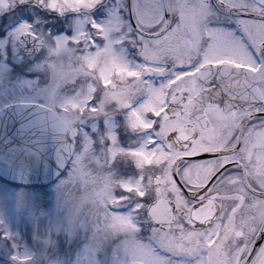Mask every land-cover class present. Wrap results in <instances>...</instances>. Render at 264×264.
<instances>
[{"label": "flooded vegetation", "instance_id": "obj_1", "mask_svg": "<svg viewBox=\"0 0 264 264\" xmlns=\"http://www.w3.org/2000/svg\"><path fill=\"white\" fill-rule=\"evenodd\" d=\"M237 2L247 3L248 11H252L251 6L255 4V0ZM212 3L215 4V0ZM28 4L27 10L35 16L34 2ZM115 4L116 0L104 2L108 8ZM90 8L82 6L61 16L62 19L78 18L86 14V30L92 31V39L98 45L90 47L93 50L90 64L107 75L99 83L96 77L90 79L92 89L88 98L82 100L83 109L76 116L65 114L68 122L77 128L74 167L78 164L75 178L80 190L85 188L82 192L89 194L87 197L93 194L96 200L104 199L109 216L116 223L135 227L132 219L138 218L145 229L141 232L145 246H149L146 231L149 225L144 223L148 211L133 208L139 203L140 192L148 193L155 201L153 211L179 216V228L174 233L165 228L156 240L155 264L250 262L257 256L259 243H264L256 241L257 235L264 233L252 224L257 209L250 207L253 201H264V188L252 174L255 165L264 163V68L259 63L260 55L253 52V62L241 51L225 58L231 59V64L218 67L204 64L185 76L177 72L172 77L151 62L142 63L138 68L140 58L131 46L128 47V64L105 54L107 42L100 38L103 33L98 34L93 28L95 13ZM0 13V38H3L4 12ZM13 14L19 15L18 12ZM12 18L15 22L18 16ZM253 18L260 19L259 15ZM112 40L118 44V32L112 33ZM247 63L258 70L252 72L236 67ZM171 67L169 60L168 69ZM121 74L124 77L121 78ZM205 126L209 131L214 126L223 130V141L216 145L217 151L230 153L237 141L246 142L245 158L228 154L215 167L188 160V156L207 147L200 145L199 138L192 140L193 132ZM209 158L204 155L198 160ZM229 161H235L229 165V171L218 173L219 165ZM214 175L216 179L210 190L203 194L202 200L195 202V208L192 199L180 193L174 179L178 177L185 188L190 187L191 192L196 193ZM0 182H3L1 178ZM177 201L183 206L180 212L175 211ZM105 221L99 220L103 226ZM260 255L264 256V251ZM11 256L0 257V264H13ZM16 256L22 264H37L34 257Z\"/></svg>", "mask_w": 264, "mask_h": 264}, {"label": "snow or ice", "instance_id": "obj_2", "mask_svg": "<svg viewBox=\"0 0 264 264\" xmlns=\"http://www.w3.org/2000/svg\"><path fill=\"white\" fill-rule=\"evenodd\" d=\"M36 6L43 9V0H39L38 5H32V7ZM29 7L27 0H0V9L4 12L19 13L17 20L8 26L5 38L16 42L20 49V70L23 72L31 67L26 62L25 56L34 59L35 54L42 48L51 52L61 37L68 38L65 32L54 35L51 29L47 34L43 32L37 34L35 25L39 23V19L27 10ZM249 7L247 3H239L237 0H215V4L212 0H116V4L108 8L105 7L104 0H95L90 11L95 13L92 17L93 28L98 34L103 33L100 38L107 42L106 55H111L117 62L128 64V47L131 46L140 58L136 64L138 68L142 67V63L151 62L175 77L177 72L185 76L204 64L213 67L231 64L232 60L225 58L234 57L241 51L250 56L253 62L255 56L252 53L257 52L261 57L259 63L264 68V0H255V4L251 6L252 11L247 10ZM240 9L245 10L241 12ZM60 15L65 17L63 12ZM256 15H259V20L253 18ZM97 16H100L99 20ZM113 32L119 33L118 44L112 40ZM237 32H240L239 36ZM27 37L31 39H25ZM89 41H91L90 45ZM82 42L86 47H98L91 34H85L83 41L80 39L74 41L76 44ZM29 43L32 45L31 48L28 47ZM4 59L7 63V58ZM169 60L172 63L171 69H168ZM236 67L248 68L252 72L258 70L252 66V63L237 64ZM11 69L12 65H9L5 74L10 75ZM201 75L203 77V74ZM24 107H33L38 113L35 121L28 122L26 131L22 127L23 135L14 134L20 141L18 147L21 149L17 154L16 163L26 174L27 182L18 181L15 186L9 184L7 180L0 182V201L17 208L29 206L38 208V204L44 201L51 187L55 193L54 203L47 209L39 207L41 214L50 224L63 226L71 223L75 227V235L71 239H66L69 246L75 243L78 247H83L88 240L94 241L95 250L90 264H155L153 257L158 247L156 240L166 227L170 233H174L179 228V216L174 213L169 214L167 211H153L155 201L148 193L140 192L139 203L133 205V208L136 211L146 208L148 211L144 223L149 225L146 229L149 246L144 245L141 232L145 229L138 218L132 219L135 227L116 223L111 217L106 218L103 227H100L98 219L93 223L83 212L85 205L81 198L75 196L70 188V185L76 182L74 161L77 148L73 142L75 137L70 139L67 134L61 137L50 132L49 123L55 119V116L44 105L36 103ZM0 127L5 129L6 134L7 124H0ZM197 138L201 146L207 145V147L188 156L187 159L190 161L215 167L228 154H238L241 159L246 156L247 149L244 146L246 142L237 141L230 153L216 150V145L223 141V130L218 127L214 126L209 131L205 126L194 131L193 142ZM70 143L71 149L68 148ZM204 155L210 158L198 160ZM234 163L235 161H229L220 164L218 173L228 172L229 165ZM254 169L252 173L254 178L264 188V163L255 165ZM174 179L180 193L184 197L191 198L195 208V202L203 199V194L210 190L216 176H212L196 193H192L190 187L185 188L178 177ZM33 180L44 182L34 183ZM250 207L257 209V214L252 217V224L264 233V201H253ZM65 208H68L67 215L63 212ZM182 208L183 206L177 201L175 211L180 212ZM153 216L157 218L154 219ZM180 230L182 231V228ZM81 231L85 234L83 243L80 240ZM89 232L92 233L91 236L88 235ZM0 239L7 240L14 252L19 247L10 231ZM256 241H264V235H257ZM253 247L255 248V244ZM256 251L257 256L250 262L246 261V264H264V256L260 255V252L264 251V243H259ZM10 259L13 264H22L15 254ZM168 264L171 262L169 261Z\"/></svg>", "mask_w": 264, "mask_h": 264}, {"label": "rangeland", "instance_id": "obj_3", "mask_svg": "<svg viewBox=\"0 0 264 264\" xmlns=\"http://www.w3.org/2000/svg\"><path fill=\"white\" fill-rule=\"evenodd\" d=\"M27 2L39 4V0ZM93 2L95 0H43V9L40 6L34 7V17L39 19V23L35 25L37 34L41 32L47 34L51 29L54 35L63 31L68 34V38L61 37L51 52L43 49L36 60L25 57L26 62L31 65L25 72L20 70L21 54L16 42L5 38L8 26L14 22L12 17L18 14L0 9L4 12L5 21V36L0 38V105L5 107L19 102H39L70 116H76L83 109L82 100L88 98L92 89L90 79L96 77L99 83L103 82L104 76L107 75L104 70L94 69L90 64V58L93 56L90 47H86L83 42L74 43L76 39L84 40L85 34H92L90 29L86 30L85 20L88 18L86 14H81L77 16L78 18L67 16L62 19L60 13L73 12L82 6L90 8ZM104 2L109 3L110 0ZM46 11L53 16H49ZM9 65H12V69L10 75H7L5 73ZM77 166L78 164L75 168ZM75 181L70 188L85 205L84 214L93 223L97 219L104 221L109 218L111 214L106 208L107 202L104 199L96 200L93 194L87 197L89 194L82 192L85 188L80 190L81 186L77 184L76 178ZM54 199L55 193L50 187L47 197L38 204V208L30 206L17 208L0 201V237L10 231L16 245L19 246L14 252L7 240L0 239V257L20 254V258L34 257L37 264H90L95 250L94 241L88 240L83 247H78L75 243L69 246L66 239H71L75 235V227L71 223L63 226L50 224L41 214L39 207L47 209L53 205ZM63 212L67 215L68 208L63 209ZM100 226L103 227L102 224ZM90 234L91 232L88 233L89 236L92 235ZM84 235L81 231L82 243ZM170 238L174 239V236L171 235Z\"/></svg>", "mask_w": 264, "mask_h": 264}, {"label": "water", "instance_id": "obj_4", "mask_svg": "<svg viewBox=\"0 0 264 264\" xmlns=\"http://www.w3.org/2000/svg\"><path fill=\"white\" fill-rule=\"evenodd\" d=\"M25 39L30 40L31 38L27 37ZM28 47H32L31 43L28 44ZM41 50L42 49L36 54ZM33 104L36 103H14L2 108V112H0V124H7L6 134L5 129L0 127V178L12 183L18 181L27 182L26 174L22 172L21 168L16 163L17 154L21 149L18 147L20 141L14 134L23 135L22 127L23 130L26 131L28 122L37 119L38 113L33 107H24V105ZM45 107L50 109L55 116V119L49 123L51 133L59 134L61 137L67 134L70 139L76 137V127L69 124L64 115L59 114L50 107ZM73 142L75 143V140ZM68 148L71 149V143L68 145ZM33 182L44 181L33 180ZM153 218L155 219L157 217L153 216Z\"/></svg>", "mask_w": 264, "mask_h": 264}]
</instances>
